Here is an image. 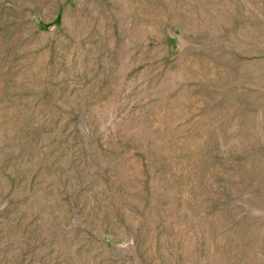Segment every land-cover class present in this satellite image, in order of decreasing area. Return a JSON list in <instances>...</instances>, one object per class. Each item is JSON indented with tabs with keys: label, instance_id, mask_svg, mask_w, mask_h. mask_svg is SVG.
Masks as SVG:
<instances>
[{
	"label": "rangeland",
	"instance_id": "1",
	"mask_svg": "<svg viewBox=\"0 0 264 264\" xmlns=\"http://www.w3.org/2000/svg\"><path fill=\"white\" fill-rule=\"evenodd\" d=\"M0 264H264V0H0Z\"/></svg>",
	"mask_w": 264,
	"mask_h": 264
}]
</instances>
